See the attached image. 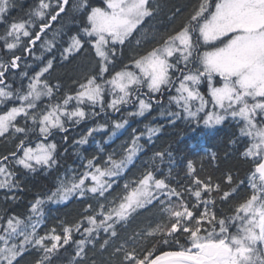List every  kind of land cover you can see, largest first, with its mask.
Returning <instances> with one entry per match:
<instances>
[{"label": "snow or ice", "instance_id": "6c2138e0", "mask_svg": "<svg viewBox=\"0 0 264 264\" xmlns=\"http://www.w3.org/2000/svg\"><path fill=\"white\" fill-rule=\"evenodd\" d=\"M17 7L18 0H0L5 202L18 199L21 177L58 170L57 133L66 145L68 124L92 125L74 141L77 167L59 174L26 215L0 214V264H61L69 247L66 264H89L90 251L107 252V264H264V0H194L172 11L171 20L183 17L179 24L151 40L157 0H34L23 16L13 14ZM65 18L74 29L65 30ZM86 53L89 71L68 88L53 83L57 68ZM157 109L164 123L150 120L119 152L107 150L118 130ZM178 122L193 134L230 122L232 152L247 165L243 178L232 170L202 177V167L177 161L168 145L124 179ZM96 134L107 140L84 155ZM74 198L86 202L80 217L44 228L47 204ZM139 216L144 222L129 232Z\"/></svg>", "mask_w": 264, "mask_h": 264}, {"label": "trees", "instance_id": "16d2710c", "mask_svg": "<svg viewBox=\"0 0 264 264\" xmlns=\"http://www.w3.org/2000/svg\"><path fill=\"white\" fill-rule=\"evenodd\" d=\"M160 4V11L154 20L150 22L151 27L149 28V34L145 37L146 40H151L153 33H164L171 29L173 26L179 24L183 17H178L175 21L171 20L172 11L176 7L189 9L190 5L194 3V0H157ZM34 3V0H18L19 5H23V8L17 7L14 15L23 16L28 7ZM94 6H102V0H91ZM75 23L68 18L61 21L64 24L65 30L74 29ZM3 30V25H0V32ZM148 46V45H146ZM128 50H126L127 52ZM39 54V53H37ZM94 66V60L91 53L81 55L70 64H65L63 67L57 68V71L53 73V83L58 78L68 88L71 82V78L79 76L82 73L87 72ZM72 84V83H71ZM132 109L129 108L128 111ZM158 109L153 111L146 117H137L130 121V126H127V130H118L117 137L105 144L108 151L116 149L119 152L118 145L124 140L129 139L133 129L137 132L144 129V126L151 120L153 126L156 124L164 123V120L158 118ZM120 115V114H117ZM153 117H157L153 120ZM101 122H103L101 120ZM92 121L89 120L82 123L79 126L68 124L69 131L66 133L68 136L67 144L61 139L63 134L57 133L55 135V141L60 145L59 148V168L58 170H51L49 172L38 171L36 173H30L27 176L21 177L22 190L16 192L18 196L17 200H10L5 202V191L0 190V214H11L16 213L21 216L27 214L30 202H33L37 196L43 197L45 193L54 188L57 181V176L64 173L68 167H77L81 161L74 155V141L80 138V135L86 131L88 127H91ZM110 131V130H109ZM123 131V134H120ZM235 132V127L229 122L225 123L214 130H204V132H197L193 134L190 130H187L182 122H178L176 128L165 127L163 134L159 139L155 140L153 146H149L145 154H142L138 159L135 160L134 165L130 166V171L127 172L124 179L131 180L133 177L138 175L139 171L143 168L145 161L152 155L153 151L166 148L171 145L173 154L177 161L188 157L195 161L197 170L200 171L202 177L211 174L213 177L219 176L221 173L232 170L235 174L239 172V178H243L244 173L247 169V165L239 160L234 152H232L229 140L232 138ZM51 139V138H50ZM107 140V135L96 134L94 139H90L89 145L84 149V155H88L93 152L97 147V142L103 143ZM35 141L33 142V144ZM6 146V147H5ZM4 147V148H3ZM9 145H3L0 147V153L6 151ZM67 147V152L64 149ZM231 153V154H230ZM230 154V155H229ZM179 171V169H177ZM124 179L120 180L119 183L123 185ZM180 180H183V173H180ZM86 202L79 199H72L70 202L62 204H47L45 208L46 213V224L44 228H51L53 226H59L61 221L68 223L73 222L80 217L84 204ZM147 215V214H145ZM145 216L137 217L132 224L129 226L128 231L130 232L133 228L144 222ZM41 229V231L44 230ZM79 238V237H77ZM73 252V247H69L67 251L61 252V264H66L69 257ZM91 258L89 264H92V259L95 260V264H107L109 254L107 252L101 253L96 251L89 252ZM33 257H27V260H31Z\"/></svg>", "mask_w": 264, "mask_h": 264}, {"label": "rangeland", "instance_id": "374dc122", "mask_svg": "<svg viewBox=\"0 0 264 264\" xmlns=\"http://www.w3.org/2000/svg\"><path fill=\"white\" fill-rule=\"evenodd\" d=\"M93 67V66H92ZM89 71V70H88ZM71 83H72V80H71V82L69 83V85L71 86ZM69 86V87H70ZM214 130V129H213ZM126 140H128V139H124L119 145H118V149H119V151H120V146H121V144L122 143H124ZM35 144V143H34ZM34 144H33V146H34ZM4 144L3 143H0V147H2ZM6 147V146H5ZM9 147H10V145H9ZM4 148V147H3Z\"/></svg>", "mask_w": 264, "mask_h": 264}]
</instances>
